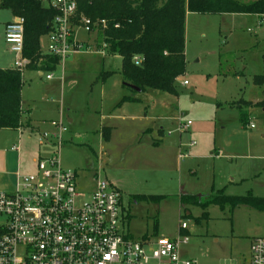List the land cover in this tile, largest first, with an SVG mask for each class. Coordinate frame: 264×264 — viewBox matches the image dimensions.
Returning <instances> with one entry per match:
<instances>
[{
  "label": "rangeland",
  "instance_id": "374dc122",
  "mask_svg": "<svg viewBox=\"0 0 264 264\" xmlns=\"http://www.w3.org/2000/svg\"><path fill=\"white\" fill-rule=\"evenodd\" d=\"M0 15L11 18L8 10H0ZM99 33L76 28L80 51L54 72H23L22 120L30 118L34 125L42 118L68 124L69 115L74 120L65 135L61 165L77 173L80 191L92 190L95 173L119 189L123 229L133 239H178L184 223L189 244L180 250L190 253L195 264H245L252 242L264 238V212L210 206L209 219L198 221L203 210L182 205L180 196L225 189L226 195L251 191L264 198V161L242 158L248 143L264 151L261 108L248 105L264 94V86L257 84L264 75V18L188 12L185 72L175 81V93L137 92L124 86L121 57L109 53ZM100 46L104 49L97 52ZM3 48L4 41L0 51ZM47 74L53 79L47 80ZM241 111L255 129L243 128ZM107 116L103 123L110 127V139L99 144L95 130ZM188 122L189 128L181 130ZM13 143L27 154L38 147L26 131H0V191L15 190L17 160H2L14 157L3 151ZM28 165L22 160L23 168ZM233 177L246 181L233 186ZM139 195L165 198L152 203Z\"/></svg>",
  "mask_w": 264,
  "mask_h": 264
},
{
  "label": "built area",
  "instance_id": "2783aa9c",
  "mask_svg": "<svg viewBox=\"0 0 264 264\" xmlns=\"http://www.w3.org/2000/svg\"><path fill=\"white\" fill-rule=\"evenodd\" d=\"M77 1L50 3L58 15L44 53L58 57L60 65L82 49L76 28L87 34L107 28L106 20L84 16L78 27L74 22ZM24 24V18L15 17L4 35L16 57L14 69L22 74L30 64L23 56ZM102 49L100 46L97 52ZM140 60L135 57V64ZM46 79L52 80L53 75L47 74ZM190 124L182 125L181 130ZM50 125L54 132H41L37 137L39 145L53 147V154L37 160L32 173L17 171L13 192L0 191V264H194L180 255V246L189 242L187 235L180 234L176 240H135L127 234L121 193L99 174H93L92 190L80 191L77 173L65 170L60 161L68 127L62 119ZM248 127L255 128L253 124ZM11 151H19V147L13 146ZM186 229L183 223L181 230ZM251 264H264V238L252 242Z\"/></svg>",
  "mask_w": 264,
  "mask_h": 264
},
{
  "label": "trees",
  "instance_id": "16d2710c",
  "mask_svg": "<svg viewBox=\"0 0 264 264\" xmlns=\"http://www.w3.org/2000/svg\"><path fill=\"white\" fill-rule=\"evenodd\" d=\"M0 1L1 9L25 19L23 56L30 60L25 71L54 72L60 65V60L44 53L42 39L51 33L58 11L43 0ZM188 12L203 15L261 16L264 15V0L248 4L235 0H78L74 22L78 24L82 16L93 21L106 20L107 28L100 31L99 36L107 44L110 54L121 57L124 83L140 89L141 92L153 89L175 93V81L185 72ZM135 57L141 59L139 64H135ZM22 87V72L14 68L0 69V130L16 131L23 127ZM240 119L243 128H246L248 114L241 111ZM137 197L152 203H158L165 198L157 195ZM180 202L182 205L203 210L198 221L209 219L206 210L210 206L219 207L221 210L227 206L231 209L247 206L264 212V198L251 194L228 196L223 191H218L202 197L181 195Z\"/></svg>",
  "mask_w": 264,
  "mask_h": 264
},
{
  "label": "crops",
  "instance_id": "0c3cea01",
  "mask_svg": "<svg viewBox=\"0 0 264 264\" xmlns=\"http://www.w3.org/2000/svg\"><path fill=\"white\" fill-rule=\"evenodd\" d=\"M52 1L53 0H43V2H45L46 4H49V5H50V3ZM0 10H3V9H1V7H0ZM5 11H7V10H5ZM223 15H229V14H223ZM230 15H244V14H230ZM247 15H249V14H247ZM250 15H252V14H250ZM256 16L261 17V19L264 18V15H261V16L256 15ZM186 17H187V15H186ZM14 18H15V16L12 13H11V18L10 19L9 18H4L3 15H0V42H3V41L5 42V38H4L5 28H6L7 24H9ZM43 40H44V42H43L42 46H43V50H45V47H46V44H47V36L44 37ZM5 44H6V48L5 49L3 48V50L0 51V69H13L16 57L12 53V51H11L10 47L8 46V44L6 42H5ZM39 74L42 75V72H39ZM104 80H106V79H104ZM257 84L260 87V89L264 86V75H262L259 78V80L257 81ZM124 86H126L125 83H124ZM248 105L254 106V107H260L261 108V113L263 114V119H264V94H263V96L261 98L257 97L253 101L252 100L249 101ZM22 112H23V114L25 113V110L23 109V106H22ZM67 117H68V124L64 120H63V122L66 124L67 127H70L72 124H74V120L72 118H70L69 115H67ZM106 119H108V116L100 120L99 129L95 130V133L98 134V136L100 137L99 138V140H100L99 144L100 143L102 144L105 139H107V140L110 139V127L106 126L105 123H103V121L106 120ZM55 120H61V119H45V118H42V119L35 120V125H34L33 120L29 118L26 122L22 120V124H23L22 128L25 129V131L28 133L29 139L35 138L36 141H37V144H38V137L37 136H38L39 133H41V132H54V129L51 127L50 123L52 121H55ZM248 126L249 125H247L246 128H249ZM255 128H253V129H255ZM29 129H30L31 133L28 132ZM249 129L252 130V128H249ZM0 131H7L8 132L10 130H0ZM16 131H18V130H16ZM25 131H23V132H25ZM260 131H261V136H262L261 139L264 142V124H263V129L260 130ZM69 133H70V130H68L67 134H69ZM73 137L71 136L70 140ZM67 142H68V140L65 139L64 145ZM64 145H63V147H64ZM263 145H264V143H263ZM13 146H18L19 147V151H16V152L11 151V148ZM246 148H247V154L242 156L243 159H251V160H255V161H264V155H263L264 151H263L262 148L259 149L258 147L254 146V145H252L250 143L247 144ZM3 151H9V152L13 153L14 157L6 158L5 156H3L2 160H17V168H16V170L13 173V177H14V180H15V178H16L15 174H16L17 171H21V172H24V173H32L35 170L36 161L41 159V158L50 157L53 154V147L52 146H46V145H39L38 144V147H37L36 151L32 152L31 154H27L23 150V148L21 146H19V144H14L13 143L8 149L7 148L3 149ZM253 153H255V155ZM60 155H61V153H60ZM98 156H97V158L100 159L101 155H98ZM22 160H28L30 165H28L27 167L23 168ZM60 160H61V158H60ZM245 181H246V179H240L238 182H236L234 177L231 178V182H233V184H232L233 186L234 185L240 186ZM112 185L115 186L114 184H112ZM226 188H227L226 190L229 189V187H226ZM218 191H223V193L225 194V189L216 190V192H218ZM209 194H213V193H209ZM247 194H251V195H253L255 197H259V196L254 195L251 191H248ZM206 195H208V194H206ZM200 196L202 197L203 195H200ZM228 196H236V195H228ZM237 196H240V195H237ZM260 198H263V197H260ZM180 234H185V235H187L189 237V233H188L187 229L184 230L183 232H180ZM154 238H156V237H154ZM168 239H170V238H168ZM171 240H176V239L173 238ZM188 244L189 243H187L186 245H188ZM249 251L251 253V247H250ZM180 255H181L182 259L192 260L194 262V264H195V261L190 257V253H184L183 251L180 250ZM245 264H251V258L250 257H249L248 261Z\"/></svg>",
  "mask_w": 264,
  "mask_h": 264
},
{
  "label": "water",
  "instance_id": "95a60500",
  "mask_svg": "<svg viewBox=\"0 0 264 264\" xmlns=\"http://www.w3.org/2000/svg\"><path fill=\"white\" fill-rule=\"evenodd\" d=\"M125 85H126L127 87H129L130 89L134 90V91L141 92L140 89H138V88H136V87H134V86H132V85H129V84H126V83H125Z\"/></svg>",
  "mask_w": 264,
  "mask_h": 264
}]
</instances>
